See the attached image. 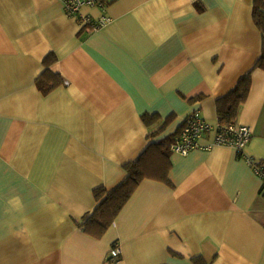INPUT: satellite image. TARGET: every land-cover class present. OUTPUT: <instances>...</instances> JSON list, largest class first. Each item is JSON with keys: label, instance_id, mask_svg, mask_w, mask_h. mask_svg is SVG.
<instances>
[{"label": "crops", "instance_id": "1", "mask_svg": "<svg viewBox=\"0 0 264 264\" xmlns=\"http://www.w3.org/2000/svg\"><path fill=\"white\" fill-rule=\"evenodd\" d=\"M253 6L112 0L111 22L88 32L63 0H0V264H264V180L248 161L264 162ZM51 53L62 82L44 93L37 79ZM250 70L244 156L230 145L172 151L171 183L145 178L102 237L79 226L97 187L119 185L126 163L193 112L217 119V99ZM143 114L173 118L151 138L163 120L151 127Z\"/></svg>", "mask_w": 264, "mask_h": 264}, {"label": "trees", "instance_id": "2", "mask_svg": "<svg viewBox=\"0 0 264 264\" xmlns=\"http://www.w3.org/2000/svg\"><path fill=\"white\" fill-rule=\"evenodd\" d=\"M197 7L201 11L205 10V7L200 2L197 3ZM253 17L262 34V53L253 68L264 69V0H254ZM56 62L57 57L52 53L45 58L46 68L37 79V86L44 93H49L62 82L61 74L52 68V65ZM251 85L252 70L243 75L231 91L217 99V118L222 124H240L238 117L243 103L248 99ZM204 97L205 94L198 93L190 97L189 100H200ZM142 117L151 127L158 121L163 120L160 115L143 114ZM172 118L173 115L165 118L158 128L150 132L149 136L151 138L157 137ZM181 129L176 134L169 135L160 141H151L136 159L126 163L125 169L128 174L115 188L110 190L104 186L97 187L94 190L97 205L90 215H87L83 221L78 222L79 226L83 227L89 234L102 237L145 178L171 183L169 179V172L172 166L170 159L172 153L171 145L175 142ZM238 152L239 155L244 156L242 151ZM258 163L264 164L262 160H258ZM194 260L197 264H205L202 256H196Z\"/></svg>", "mask_w": 264, "mask_h": 264}, {"label": "built area", "instance_id": "3", "mask_svg": "<svg viewBox=\"0 0 264 264\" xmlns=\"http://www.w3.org/2000/svg\"><path fill=\"white\" fill-rule=\"evenodd\" d=\"M63 2L65 3L66 14L70 17H77L85 24V29L88 32L96 31L112 20L108 14L111 0H63ZM84 6L96 7L100 9L101 14L96 18L90 14H85L83 13ZM209 135H212V141L208 144H202L201 140ZM251 137L252 128L248 125L222 124L218 118L210 120L203 117L199 111H195L186 118L180 134L171 145V150L186 155L197 148L210 149L215 145H230L244 153ZM248 161L264 180V164H259L256 158L251 157L248 158ZM121 254L120 245L115 244L110 251L111 259H119Z\"/></svg>", "mask_w": 264, "mask_h": 264}]
</instances>
